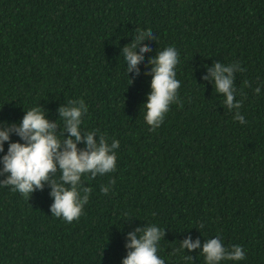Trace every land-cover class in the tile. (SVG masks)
<instances>
[{"label": "trees", "instance_id": "trees-1", "mask_svg": "<svg viewBox=\"0 0 264 264\" xmlns=\"http://www.w3.org/2000/svg\"><path fill=\"white\" fill-rule=\"evenodd\" d=\"M148 29L156 40L140 46L152 51L139 75L128 73L123 47ZM170 46L179 103L153 131L143 107L148 61ZM217 61L239 65L244 124L203 79ZM81 98L82 133L120 142L116 170L82 176L92 191L72 223L52 215L51 185L25 197L0 184V264H122L127 234L153 224L165 230L157 252L165 264H206L203 243L216 237L245 252L219 264H264V0H0V124L42 107L63 140L58 108ZM15 141L24 142L15 133L4 142L0 169ZM189 236L201 248L183 249Z\"/></svg>", "mask_w": 264, "mask_h": 264}, {"label": "clouds", "instance_id": "clouds-1", "mask_svg": "<svg viewBox=\"0 0 264 264\" xmlns=\"http://www.w3.org/2000/svg\"><path fill=\"white\" fill-rule=\"evenodd\" d=\"M145 39H155L150 29L140 30L132 42L123 47L128 73L136 70L139 75L137 65L143 61L144 53L152 51L149 46H140ZM178 62V52L172 46L159 51L148 61L152 65L147 73L152 76L151 91L143 107L146 112L144 119L151 126L150 130L160 127L173 102L179 103L178 89L181 82L176 78L175 71ZM238 68V64L226 66L217 61L208 69L209 75L203 79L214 81L216 92L225 97L223 105L229 110L236 109L233 119L244 124L245 118L239 112L242 102L235 99L234 73ZM255 92L259 94L260 88L257 87ZM87 111L88 105L83 98L70 100L68 106L61 105L58 108L60 118L64 121L63 140L57 136V121H50L42 107L27 110L19 124H0V152L4 151V142L10 141L13 133L24 141L9 144L7 153L2 157L3 168L0 169V175L7 174V178L0 181V184L12 186L13 191L25 197L37 189L43 190L45 184L51 185L50 195L54 198L51 213L68 223L81 217L92 191L90 187L81 186L82 176L90 174V178L94 179L98 174L105 175L116 170L114 150L119 148L120 142L114 140L109 145L103 134L97 140L95 132L82 133V116ZM82 140L86 145L83 149L78 148ZM57 171L61 173L59 181L53 178ZM110 183L115 185L116 181L111 180ZM101 191L107 194L109 188L102 186ZM127 235L129 241L126 247L129 251L122 264H165L157 255L158 243L165 237V230L153 224L137 227ZM181 247L195 250L201 248V241L196 239L193 242L189 236L183 240ZM202 254L206 264L245 259L242 246L232 245L230 250L226 249L219 237L207 239L203 243Z\"/></svg>", "mask_w": 264, "mask_h": 264}]
</instances>
